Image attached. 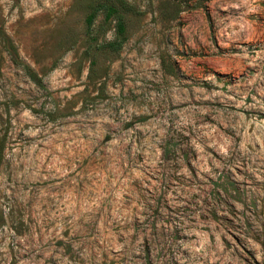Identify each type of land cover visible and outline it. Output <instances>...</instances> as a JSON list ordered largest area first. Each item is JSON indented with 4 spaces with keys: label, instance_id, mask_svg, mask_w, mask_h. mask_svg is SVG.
Segmentation results:
<instances>
[{
    "label": "rangeland",
    "instance_id": "374dc122",
    "mask_svg": "<svg viewBox=\"0 0 264 264\" xmlns=\"http://www.w3.org/2000/svg\"><path fill=\"white\" fill-rule=\"evenodd\" d=\"M0 0V264H264V0Z\"/></svg>",
    "mask_w": 264,
    "mask_h": 264
},
{
    "label": "trees",
    "instance_id": "16d2710c",
    "mask_svg": "<svg viewBox=\"0 0 264 264\" xmlns=\"http://www.w3.org/2000/svg\"><path fill=\"white\" fill-rule=\"evenodd\" d=\"M126 8L125 4L121 0H101L92 4L89 13L85 18L86 32L90 38L94 39L93 28L94 22L98 14L101 12L104 16V22L114 21L115 36L114 39L106 43V47L113 51H118L123 45L125 36V21L123 17L122 10ZM0 38L4 43V47L12 61V63L19 67L24 74L37 86L44 88L41 77L31 68L30 65L25 63L15 46V44L0 31ZM2 152V147L0 146V155Z\"/></svg>",
    "mask_w": 264,
    "mask_h": 264
}]
</instances>
